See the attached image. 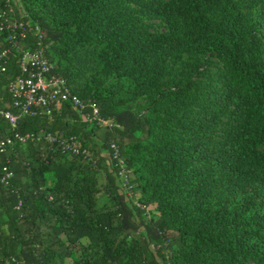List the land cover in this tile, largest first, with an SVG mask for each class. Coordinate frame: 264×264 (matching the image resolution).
I'll return each instance as SVG.
<instances>
[{"label": "trees", "instance_id": "16d2710c", "mask_svg": "<svg viewBox=\"0 0 264 264\" xmlns=\"http://www.w3.org/2000/svg\"><path fill=\"white\" fill-rule=\"evenodd\" d=\"M250 8L0 0V27L24 23L21 48L40 44L53 73L104 119L89 123L70 103L20 119L15 131L32 137L0 152V264H264V44ZM141 15L166 20L168 32L152 33ZM11 46L0 30V53ZM184 55L194 63L178 77L170 62ZM19 57L0 73V106L15 112L8 85L28 77ZM212 60L222 72L198 84ZM102 72L115 85L93 95ZM143 97L146 110H134ZM70 138L86 152L64 151Z\"/></svg>", "mask_w": 264, "mask_h": 264}, {"label": "built area", "instance_id": "2783aa9c", "mask_svg": "<svg viewBox=\"0 0 264 264\" xmlns=\"http://www.w3.org/2000/svg\"><path fill=\"white\" fill-rule=\"evenodd\" d=\"M9 2V0H7ZM10 7V5H8ZM13 12V9H9ZM7 16V12H4ZM10 20V19H9ZM1 32L7 34V39L11 42L10 48L4 49L0 53V73L6 71L5 63L9 55L16 51L20 55V67L23 72L28 73V77L18 78L13 80L8 85V91L13 99V106L16 112L11 109L1 108L0 106V152L5 151L8 147H13L17 142L26 143L32 136L30 134L21 135L15 131L18 128L19 121L25 115H34L36 108L43 107L46 113L51 115L52 109L63 103L72 104L76 110L81 113L85 120L89 123L101 124L104 119L100 116V109L97 104H88L83 102L77 95L73 94L67 87L65 81L53 73V68L45 54L44 48L39 44L35 49L21 48L20 42L27 38V30L22 22H11L6 19L0 27ZM36 35L41 37L39 27L35 29ZM93 109V113L86 112L87 107ZM6 121L14 131V135L3 138L1 122ZM49 141L58 142L57 137L48 136ZM59 145L66 152L80 155L86 151H81L80 143L75 138L59 141ZM114 157L120 161L123 171L126 172V183L123 184L124 189L129 191L130 186H127V170L124 167V162L120 158L119 147L112 144ZM12 173L7 174L10 178Z\"/></svg>", "mask_w": 264, "mask_h": 264}, {"label": "rangeland", "instance_id": "374dc122", "mask_svg": "<svg viewBox=\"0 0 264 264\" xmlns=\"http://www.w3.org/2000/svg\"><path fill=\"white\" fill-rule=\"evenodd\" d=\"M250 1L251 8L249 11L250 17L256 21L259 25V28L261 30V40L264 44V0H246ZM139 21L143 24H145L149 31L152 33H167L168 32V23L164 19H159L156 17H148L141 15L138 17ZM62 66L65 64L64 59H60ZM194 61L191 57L188 55H184L182 58L179 59H172L170 62L171 69L174 70V73H177L178 77H182V74L185 70L188 69V65L193 64ZM222 72V65L215 60H212L210 64L205 65L201 68L200 73L202 74L197 77L198 84L205 83L208 81L207 75L211 74H218ZM206 75V76H205ZM100 79L99 84H94L96 88H94L93 95H96V89L102 90L104 95L109 94V90L111 87H114V78L110 76L109 74H105L104 72L100 73L98 76ZM222 85V84H220ZM150 98L149 97H143L138 100H136L132 108L136 111L140 110H146V107L149 103ZM138 220L142 223H148L150 221V215L147 211H144L138 215Z\"/></svg>", "mask_w": 264, "mask_h": 264}]
</instances>
